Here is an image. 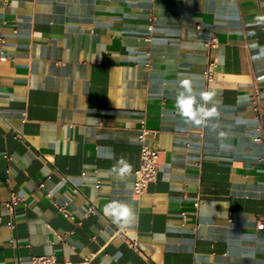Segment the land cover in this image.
Listing matches in <instances>:
<instances>
[{"label":"crops","instance_id":"1","mask_svg":"<svg viewBox=\"0 0 264 264\" xmlns=\"http://www.w3.org/2000/svg\"><path fill=\"white\" fill-rule=\"evenodd\" d=\"M0 38V264H264V0H0ZM142 120L160 164L135 196Z\"/></svg>","mask_w":264,"mask_h":264},{"label":"built area","instance_id":"2","mask_svg":"<svg viewBox=\"0 0 264 264\" xmlns=\"http://www.w3.org/2000/svg\"><path fill=\"white\" fill-rule=\"evenodd\" d=\"M196 28L199 29L198 26ZM3 44L4 41L0 38V46H3ZM216 45L217 40L215 38L211 39V41L206 44L207 51L214 49ZM213 67V63H208L202 72V78L206 84H209L214 80L212 72ZM151 134L152 132L147 129L145 121H140L139 127L137 129V140L140 144V164L135 173L137 177L133 188V194L135 196H139L144 193L147 186L157 180L158 167L160 164V153L158 150L153 149L147 142ZM39 188H43V184H40ZM18 202V196L15 193H10L7 201L0 202V208L4 207L9 211H13ZM59 210L63 214L65 219L73 220V216L70 215L64 208H61ZM94 212V209L90 208L87 214H93ZM256 229L264 230V215H259L256 217ZM30 262V264H57L54 256L52 255L32 257Z\"/></svg>","mask_w":264,"mask_h":264},{"label":"clouds","instance_id":"3","mask_svg":"<svg viewBox=\"0 0 264 264\" xmlns=\"http://www.w3.org/2000/svg\"><path fill=\"white\" fill-rule=\"evenodd\" d=\"M179 89L176 95L175 107L185 120L191 121L195 125H201L206 122L207 118L218 115L215 107L208 109L200 102L210 100L211 93H194L191 82L187 78L180 80ZM219 135L224 137L226 134L221 132ZM113 171H119L121 176L131 174L132 165L121 158L117 166H114ZM105 213L112 216L117 223L121 219H128L133 215L129 206L122 202H112L106 205Z\"/></svg>","mask_w":264,"mask_h":264}]
</instances>
